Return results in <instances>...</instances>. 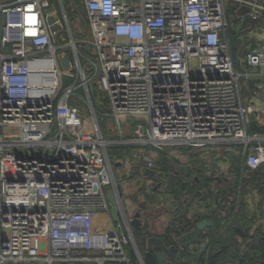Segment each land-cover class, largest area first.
I'll return each mask as SVG.
<instances>
[{
    "label": "built area",
    "instance_id": "obj_1",
    "mask_svg": "<svg viewBox=\"0 0 264 264\" xmlns=\"http://www.w3.org/2000/svg\"><path fill=\"white\" fill-rule=\"evenodd\" d=\"M56 1L63 20L46 14L51 0H0V264H133L129 230L94 229L98 215H109L106 191L115 187L91 92L105 100L120 134L121 120L145 118L133 131L145 135L143 145L238 146L243 166L257 170L264 133L247 132L256 111L242 101L240 82L264 79V44L237 65L226 6L249 9L264 28V5L78 0L91 32V52L83 53L63 0ZM80 102L92 111L90 122ZM143 162L154 169L151 156ZM200 241L207 259L211 240Z\"/></svg>",
    "mask_w": 264,
    "mask_h": 264
},
{
    "label": "rangeland",
    "instance_id": "obj_2",
    "mask_svg": "<svg viewBox=\"0 0 264 264\" xmlns=\"http://www.w3.org/2000/svg\"><path fill=\"white\" fill-rule=\"evenodd\" d=\"M69 1V5H64L65 12L67 16L68 6L73 8L71 4L76 5L74 8L75 11H78V13L75 14V19L70 21L69 25L71 28V32L74 36V38L78 41H82L83 43L87 44L91 42V32L87 24V20L85 17L80 14H83L82 6L79 4L78 0L77 3L75 1ZM64 4L65 0L63 1ZM51 6L46 11V14L49 15H55L58 19L63 20V16L60 11L59 4L56 0H51ZM227 4V6H229ZM226 6V9H227ZM77 9V10H76ZM73 10V9H72ZM227 17L228 24L230 31H237V35L239 38L243 41L245 46L250 45L251 43H256V45L264 43V28L261 26L258 27H252L256 25V22L252 21V23L247 22V24L242 23V17L236 12L235 16L237 19V22H233V15L228 14ZM69 19V17L67 16ZM72 22V24H71ZM249 29V30H248ZM69 42L67 36L64 39L63 44H67ZM249 42V44L247 43ZM248 44V45H247ZM242 47H236L234 53L236 57V64L238 65L239 61L243 59V57L240 55ZM87 53L91 52L90 46L87 44L86 46ZM67 51L70 52L68 49ZM63 69V67H62ZM245 83L243 80L240 82L241 86ZM77 94L80 96H83V93L81 90L77 91ZM99 95V93H97ZM248 98L247 93L244 92L243 99L245 100ZM80 110L82 117H84L88 122L91 121V112L93 111L95 113L96 109L94 106L92 107L93 110L91 111L86 104L79 103ZM101 112L108 113V118L103 120V122L100 124L98 122V127L100 130V133L103 137V139L107 142H109V145L107 146V154L108 157L113 163V165L119 164L118 168H114V187L116 190H118L119 185L121 186L122 192L124 193L123 199L120 204L122 203L125 207V202L127 203L128 197L137 196L139 198H142L145 194H152L153 188H157V182L151 181L148 178L146 180L143 179H135V183L137 182V188H132L133 192L131 190L128 191L127 186H133L134 182H128L125 183V178L127 176H130L131 174H134L136 172L137 167L143 166V157L148 155L151 156L154 159L155 167L154 170L163 172L164 178L161 177V182L163 186L161 187V191H159V194L162 198V200L166 201L168 200L169 192L171 191H178L180 189V184L184 183V186H187L186 194H184L182 197L185 196H194L196 193H190V190L193 188V182L195 178H199L201 183H203L209 173L214 174L216 177L219 178H228L230 182L234 181V177L232 176V173L229 172V162L230 161V155L239 156L241 154V148L238 146H229V147H210L206 148L205 154H201L203 149H193L188 147H174V148H163L161 150H156L153 147L149 145H143L145 143L143 140L146 139L145 135L142 138H137L134 135V126L138 123H140L145 118L138 117L136 119H125L121 120L119 123L120 130L122 131V134H120L118 130V124L116 121H114L109 116V109L106 106V104L101 108ZM256 118V114L254 117H252V120ZM256 121V120H255ZM16 131L14 129H8L3 128L2 133H15ZM133 141L129 143H123L126 141ZM208 149V150H207ZM160 152L162 155H160ZM197 155L199 157L198 160H196ZM163 156V157H162ZM162 159H165V163L162 164ZM199 163H205L207 168H205V171H201L200 173H197L195 170V165ZM215 165L216 170H210L208 166L212 167ZM164 165V166H163ZM204 174V175H203ZM208 174V175H207ZM162 176V175H160ZM119 179H121L119 181ZM169 181L177 182V184L173 185L172 188H170ZM120 183V184H119ZM196 187V186H194ZM242 189V188H241ZM243 191L245 190L244 199L246 202L249 201L252 204L255 203L257 200L262 201L261 198L258 196V193L255 191H252V183H246L243 185ZM158 192V191H157ZM206 193H208L206 191ZM204 195V194H203ZM128 196V197H127ZM128 198V199H127ZM119 199V198H118ZM170 199V198H169ZM121 216H123V212L121 211ZM104 221L106 226L113 228V223L109 220L108 216H104ZM108 219V220H107ZM118 219L122 220L121 217H118ZM118 221V220H117ZM128 226V225H127ZM131 230V227H129ZM96 230V229H95ZM96 231H107L103 229H99ZM223 241H227L229 243V252L226 255L225 258V264H230L233 262L235 258H233L235 255H241V254H247L249 260H246L245 264H257V262L254 261V253L252 251V244L249 243L247 240L242 239L241 237L229 234L227 236H224ZM232 243V244H231ZM237 264V263H236Z\"/></svg>",
    "mask_w": 264,
    "mask_h": 264
},
{
    "label": "crops",
    "instance_id": "obj_3",
    "mask_svg": "<svg viewBox=\"0 0 264 264\" xmlns=\"http://www.w3.org/2000/svg\"><path fill=\"white\" fill-rule=\"evenodd\" d=\"M261 2L264 5V0H261ZM243 20L244 18L242 17V23L244 24ZM246 26H248V24ZM258 26L260 25H254L253 27L256 28ZM237 39H240V38H237ZM241 42L243 41L240 39V43L237 46L235 45L234 46L235 47L243 46V43L241 44ZM246 53L247 51L243 50L242 57H244ZM250 81L254 82L255 88L253 90H248V98L243 100V102L245 105H250L251 107L254 108V110L256 111L255 120L260 125L264 126V102L261 101L258 97L260 92L264 93V79L254 78V79H250ZM244 82L246 83L247 81H244ZM255 91L258 93V96L253 95V92ZM205 152L206 150L203 149L201 154H205ZM198 159L199 157L197 155L196 160ZM231 165L232 163L229 162V168H228L229 171L231 170ZM118 166L119 164L117 163L116 165H114V168H118ZM208 167L212 171L216 170L215 165L213 167L212 165ZM194 168L197 173H200L201 171H205V168H207V166L205 163L203 164V163L197 162ZM238 168H240L241 170L242 165L238 166ZM150 171H152V174L149 173L148 170H146L145 164L143 162L142 167H137L136 172L134 174H131L130 176H127L125 178V183L126 181L134 182L135 179L146 180V178H148L151 181H156L159 183V185L157 184L158 189L153 188V193L151 195L150 194L146 195V193L142 194L143 195L142 198H139L137 196H133L130 198L127 196L129 199L127 198L128 202L127 203L125 202V207L122 206L123 205L122 203L121 204L119 203L122 201L123 195H124V193L122 192L121 186L119 185L118 190L115 189V191L112 188L107 189L106 197L109 191H113L118 200V203H119V216L118 217H121L122 220L118 219V221L114 223L110 215H107L109 220L113 223V228L110 229V227L106 226L105 224V221H104L105 215L101 214V215H98L94 221V229L107 230L103 232H110V231L127 232V230L130 229L129 227H131V229L135 227V226H130L129 221L133 219V216L135 213H139L140 221L142 223L141 227H144L145 230L147 229L148 233L154 236L162 237L166 228L170 225V223H172V220L178 217L177 215L176 217H174V212L176 210H179L180 215H182L179 218L185 217L186 219L190 220L192 223L196 222L197 224L198 222L202 220H208L211 224L202 232L201 235L209 234L211 237L218 235V233L226 232L225 230L231 220V222L236 227V231L238 232L239 237H242L241 235H243V233L247 231L249 236L255 237L254 242L259 243V245L257 244L255 245L256 249H259L260 251L262 250L264 251V244L261 241V238L264 237V200L263 201L257 200L253 204L249 202L248 205L245 208L241 209L240 212L230 217V215L228 216L227 214L229 210V205L222 204L221 207H218L217 203L212 198L208 197V193L213 192L214 188H217L219 185L222 187L223 184H227L230 181L228 178H225V177L219 178V177H216L214 174L210 175L209 173V175L207 174L208 176L203 179L205 180L203 183H201L198 177L194 179L196 187H195V190H193L192 192L199 193V196L194 195L191 197L185 196V197L175 198L169 192V194H171L170 196H168L170 199L168 198V200L164 201L162 200L159 194V191H161V187L163 186L161 182V177L163 179L164 174L163 172L156 171L154 169ZM120 180L121 179H119V181ZM137 182L136 183L134 182L133 186L131 187L127 186L128 191L129 190L132 191L134 188H137ZM220 182H223V184L221 185ZM206 191L208 193H206ZM121 211L123 212V216H121ZM178 220L179 219L177 218L176 221ZM216 223H219V225L217 226L218 228L216 227ZM129 232L131 233V230H129ZM201 238L202 237H200L199 239ZM133 241H134V238H133ZM247 241L253 244L251 239H247ZM197 242L199 245L201 241L198 240ZM194 247L195 246H191L190 249H193ZM194 256L197 257V255H194ZM212 256L214 257L215 255L212 254ZM194 259L195 257L191 258L190 261H188L187 263L182 262V264H195Z\"/></svg>",
    "mask_w": 264,
    "mask_h": 264
},
{
    "label": "trees",
    "instance_id": "obj_4",
    "mask_svg": "<svg viewBox=\"0 0 264 264\" xmlns=\"http://www.w3.org/2000/svg\"><path fill=\"white\" fill-rule=\"evenodd\" d=\"M64 1V0H63ZM75 1V0H74ZM77 3V1H75ZM64 3V2H63ZM64 5H69V1L65 0ZM229 6H227L226 9V15L227 17L229 16L228 14L233 15V22H237L235 13H239L240 11V6L235 3V2H228L227 4H229ZM68 12H67V16L69 17L68 20L72 21L75 19V14L78 13V11H75L74 9L72 10L71 7H67ZM77 10V9H76ZM75 13V14H74ZM81 16L83 15L85 17V13L83 11V14H80ZM244 24H246V20H243ZM72 24V22H71ZM237 31H230V38H231V44H232V50L233 53L236 49V47L234 46V43L232 41L233 38H239V36L237 35ZM249 44V42H247ZM247 44V45H248ZM86 44H79V49L81 52L83 53H87V49H86ZM256 43H251L248 46H245L243 44V46L241 48V52L240 55L242 56L243 50H246L247 52H249L250 50L254 49L256 47ZM238 48V47H237ZM235 55V53H234ZM236 56V55H235ZM243 84V82H242ZM254 87V82H251L250 80H247V82L245 83V85L243 84L241 86L240 84V96L242 101L243 99V94L244 92L247 93L248 95V90H253ZM91 100H92V104L94 106V108L96 109L95 111V116L96 119L98 120V122H100V124L103 122V120L107 119L108 113H104L101 112V108L106 104L105 100L100 96L97 95V93L95 91L91 92ZM247 132L249 135L258 133V134H263L264 133V126L260 125L257 121L251 120L248 128H247ZM224 147H229V146H224ZM160 155H162V153L160 152ZM163 157V156H162ZM230 161L232 163L231 165V170L229 172L232 173V176L234 177V181L233 182H229L227 184H223V182H220L221 185L223 184V186L220 187L218 186L217 188H214L213 192H209L208 193V197L212 198L216 203L218 207H221L222 204H227L229 205V210H228V216L230 215V217L232 215L237 214L238 212L241 211V209L245 208L249 201H245L244 199V195H245V190L243 191V185L246 183H252V191H255L258 193V196L261 198V200H264V163L255 171L253 172H249L245 166H243V156L240 154L239 156H234V155H230ZM162 164L165 163V159H162L161 161ZM113 165V163H112ZM242 165V169L240 170V168H238V166ZM114 166V165H113ZM164 166V165H163ZM170 185V188H172L173 185L177 184V182L174 181H169L168 182ZM193 185L195 186V181L193 182ZM193 186L192 190H190V193H192L193 190H195V187ZM217 186V185H216ZM187 186H184V183L180 184V189L178 191H171V194L175 197V198H180L182 197L184 194H186L187 191ZM242 188V189H241ZM196 193V192H195ZM187 195V194H186ZM195 196H199V193H196ZM176 215L178 217H176ZM180 216V212L179 210H176L174 212V217H176V219L178 218L179 222L176 221V219L172 220V223H170V225L166 228L163 236L161 237L164 241V243L166 244V246H172V245H177V240L178 238H180L183 234L190 232L194 229L196 222L192 223L190 220L186 219L185 217H181ZM219 225V223H216V227ZM218 228V227H217ZM226 232L224 233H218V235L211 237L209 234H205V235H201V237H205V236H210V240L212 243V254L215 255L214 257H212L211 255L209 257H207V259H205L202 255L199 256H195L194 262L195 264H225V258L226 255L229 252V248L231 246H229V243H225V241L223 242V238L224 236H227L229 234H234V235H238V232L236 231V227L234 226V224L231 222L229 225L227 226ZM131 233L132 236L134 238L136 247L140 250L143 249V245H144V240L145 238L148 236V231L147 229L145 230L144 227H134L131 229ZM242 239L247 240V239H251V241L253 242L252 244V251L254 253V261L257 262V264H264V251H260L259 249H256V244L259 245V243H255L254 242V236H249L248 232L245 231L243 233V235H241ZM232 244V243H231ZM129 255L133 260V264H136V259H135V255L133 254L132 250L129 251ZM185 255V254H184ZM185 257V256H184ZM174 259L176 258L175 256L173 257ZM233 258H235L233 260L232 263L230 264H245L246 260H249L247 258L248 255L247 254H241V255H235ZM182 264V263H180Z\"/></svg>",
    "mask_w": 264,
    "mask_h": 264
},
{
    "label": "water",
    "instance_id": "obj_5",
    "mask_svg": "<svg viewBox=\"0 0 264 264\" xmlns=\"http://www.w3.org/2000/svg\"><path fill=\"white\" fill-rule=\"evenodd\" d=\"M241 17H243L247 22H251L255 20H252V18L249 15V9L245 7H241L240 11L238 13ZM54 20L52 18L47 19V24L50 26V30L52 32L56 31L57 25L53 23ZM253 26H251L252 28ZM235 46H237L240 43V39L233 38L232 39ZM62 67L64 71H67L69 68V62L67 59H64L62 61ZM259 99L264 102V93H259ZM69 104H72V100L70 99L68 101ZM152 174V171H148ZM107 200L110 204V210L109 215L112 219V221L115 223L118 220L119 216V203L118 200L114 194L113 191H109L107 194ZM210 222L208 220H202L198 222L194 229L189 232L183 234L180 238L177 240V245H172L170 247H167L164 243L163 239L158 236H154L150 233H148V236L144 240L143 245V253H142V259L144 264H168V260L178 251V247H181V249L186 250L190 246L196 245L197 241L201 237L202 232L210 226ZM130 226L135 227H141L142 223L140 221V214L135 213L133 216V219L129 221ZM262 243L264 244V237L261 238ZM138 254L139 249L137 248Z\"/></svg>",
    "mask_w": 264,
    "mask_h": 264
},
{
    "label": "flooded vegetation",
    "instance_id": "obj_6",
    "mask_svg": "<svg viewBox=\"0 0 264 264\" xmlns=\"http://www.w3.org/2000/svg\"><path fill=\"white\" fill-rule=\"evenodd\" d=\"M157 184L159 185L158 182H157ZM194 246L195 247L193 249H190V247H191L190 246L186 250H183V249H181V247H178V251L168 260V264H180L182 262L187 263L188 261H190L191 258L195 257L194 255H197V256L202 255L198 249V242ZM167 247H170V246H167ZM142 253H143V249L142 250L139 249V254L137 251V256L135 255V259L139 264H144L143 259H142ZM174 256L176 257L175 259L173 258Z\"/></svg>",
    "mask_w": 264,
    "mask_h": 264
}]
</instances>
